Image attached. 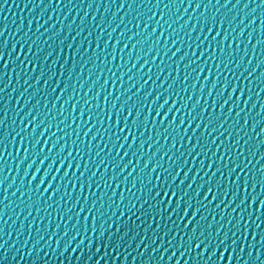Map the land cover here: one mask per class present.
Listing matches in <instances>:
<instances>
[{"label": "water", "instance_id": "water-1", "mask_svg": "<svg viewBox=\"0 0 264 264\" xmlns=\"http://www.w3.org/2000/svg\"><path fill=\"white\" fill-rule=\"evenodd\" d=\"M0 264H264V0H0Z\"/></svg>", "mask_w": 264, "mask_h": 264}]
</instances>
